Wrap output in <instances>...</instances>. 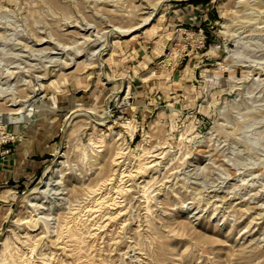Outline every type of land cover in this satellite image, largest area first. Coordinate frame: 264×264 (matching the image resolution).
Masks as SVG:
<instances>
[{
    "label": "rangeland",
    "instance_id": "rangeland-1",
    "mask_svg": "<svg viewBox=\"0 0 264 264\" xmlns=\"http://www.w3.org/2000/svg\"><path fill=\"white\" fill-rule=\"evenodd\" d=\"M184 1L0 0V264H264V0Z\"/></svg>",
    "mask_w": 264,
    "mask_h": 264
},
{
    "label": "bare ground",
    "instance_id": "bare-ground-1",
    "mask_svg": "<svg viewBox=\"0 0 264 264\" xmlns=\"http://www.w3.org/2000/svg\"><path fill=\"white\" fill-rule=\"evenodd\" d=\"M148 18V17H147ZM146 18V19H147ZM146 21V20H145ZM148 21V20H147ZM122 30V29H121ZM131 30V29H130ZM92 40V39H91ZM103 47L100 48V51L102 50ZM41 50V49H40ZM98 51V50H97ZM78 52V51H77ZM95 52V51H94ZM87 58V57H86ZM19 111V110H18ZM101 121V120H100ZM105 121V120H104ZM98 122V121H97ZM107 122V121H106ZM118 161V160H117ZM59 172H61V169L59 168ZM60 177V175L57 176V178ZM119 177V176H118ZM56 178V179H57ZM56 180L52 177H49V179L47 180V184H53ZM58 183V182H57ZM124 184V183H123ZM108 198V197H107Z\"/></svg>",
    "mask_w": 264,
    "mask_h": 264
},
{
    "label": "trees",
    "instance_id": "trees-1",
    "mask_svg": "<svg viewBox=\"0 0 264 264\" xmlns=\"http://www.w3.org/2000/svg\"><path fill=\"white\" fill-rule=\"evenodd\" d=\"M201 0H185L184 3H199ZM211 42V37L209 36V32L206 38V43L209 44Z\"/></svg>",
    "mask_w": 264,
    "mask_h": 264
},
{
    "label": "crops",
    "instance_id": "crops-1",
    "mask_svg": "<svg viewBox=\"0 0 264 264\" xmlns=\"http://www.w3.org/2000/svg\"><path fill=\"white\" fill-rule=\"evenodd\" d=\"M40 167L42 168V165ZM5 173H6V175H10V177H11V174L9 173V169L5 170ZM10 181H12V177L10 178Z\"/></svg>",
    "mask_w": 264,
    "mask_h": 264
}]
</instances>
